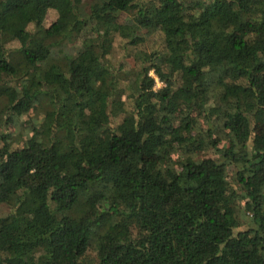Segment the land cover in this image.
<instances>
[{
    "label": "trees",
    "instance_id": "trees-1",
    "mask_svg": "<svg viewBox=\"0 0 264 264\" xmlns=\"http://www.w3.org/2000/svg\"><path fill=\"white\" fill-rule=\"evenodd\" d=\"M88 252L264 264V0H0V264Z\"/></svg>",
    "mask_w": 264,
    "mask_h": 264
},
{
    "label": "rangeland",
    "instance_id": "rangeland-1",
    "mask_svg": "<svg viewBox=\"0 0 264 264\" xmlns=\"http://www.w3.org/2000/svg\"><path fill=\"white\" fill-rule=\"evenodd\" d=\"M54 18V16L52 14H48L46 15L45 17V21H44V26L48 25L52 19ZM151 75V74H150ZM160 85L157 83L155 88H158ZM41 115L42 113L41 112H38L37 110H30L28 112V114L20 117L15 124L16 127H11L10 129L11 130V138H14L16 135L18 134H22L23 136L24 135H28V131H29V128L32 127V126H35V125H38V122L41 118ZM92 257H93V254L91 252H88L86 258L88 260V264H91L92 263Z\"/></svg>",
    "mask_w": 264,
    "mask_h": 264
},
{
    "label": "built area",
    "instance_id": "built-area-1",
    "mask_svg": "<svg viewBox=\"0 0 264 264\" xmlns=\"http://www.w3.org/2000/svg\"><path fill=\"white\" fill-rule=\"evenodd\" d=\"M157 84V83H156Z\"/></svg>",
    "mask_w": 264,
    "mask_h": 264
}]
</instances>
